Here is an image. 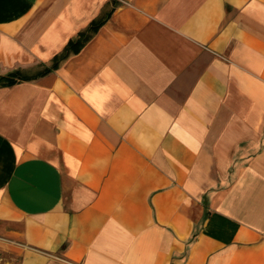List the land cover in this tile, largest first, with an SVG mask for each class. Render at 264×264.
Masks as SVG:
<instances>
[{"label":"crops","instance_id":"0c3cea01","mask_svg":"<svg viewBox=\"0 0 264 264\" xmlns=\"http://www.w3.org/2000/svg\"><path fill=\"white\" fill-rule=\"evenodd\" d=\"M112 7L0 87V250L264 264V0H0V76Z\"/></svg>","mask_w":264,"mask_h":264},{"label":"trees","instance_id":"16d2710c","mask_svg":"<svg viewBox=\"0 0 264 264\" xmlns=\"http://www.w3.org/2000/svg\"><path fill=\"white\" fill-rule=\"evenodd\" d=\"M113 7L102 16L91 20L84 29L78 31L75 36L70 38L65 46L52 57L50 63L36 73V75L26 77L21 75L19 71L11 72L7 75L0 76V87L11 86L22 80L41 77L59 68L60 64L65 59L80 52L86 43L96 34L98 29L105 23L109 15L112 13Z\"/></svg>","mask_w":264,"mask_h":264},{"label":"rangeland","instance_id":"374dc122","mask_svg":"<svg viewBox=\"0 0 264 264\" xmlns=\"http://www.w3.org/2000/svg\"><path fill=\"white\" fill-rule=\"evenodd\" d=\"M0 264H19V258L9 251L0 250Z\"/></svg>","mask_w":264,"mask_h":264}]
</instances>
